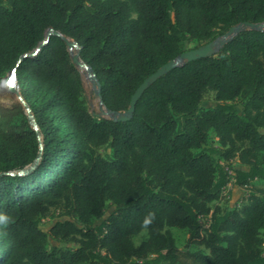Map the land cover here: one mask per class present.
I'll return each mask as SVG.
<instances>
[{
	"label": "trees",
	"instance_id": "1",
	"mask_svg": "<svg viewBox=\"0 0 264 264\" xmlns=\"http://www.w3.org/2000/svg\"><path fill=\"white\" fill-rule=\"evenodd\" d=\"M242 23H264V0H0V80L17 68L40 133L18 100H0V264H264V187L240 208L218 205L229 185L264 181V32L172 70L126 122L91 111L63 40L79 46L103 106L125 112L192 41ZM49 30L63 38L19 62ZM172 228L203 250L179 249Z\"/></svg>",
	"mask_w": 264,
	"mask_h": 264
},
{
	"label": "water",
	"instance_id": "2",
	"mask_svg": "<svg viewBox=\"0 0 264 264\" xmlns=\"http://www.w3.org/2000/svg\"><path fill=\"white\" fill-rule=\"evenodd\" d=\"M246 26L251 27V29H246V30L262 31V30H259L258 28H264V23H260V24L242 23V24H239L237 26L232 27L225 35L217 38L215 41H213V42H211V43H209L203 47L182 53L175 60H171L167 64L163 65L160 69H158L154 74L149 76L138 87V89L135 91V93L131 97L130 105H129V108L127 111H125V112H112V111L107 109V114H111L113 116L111 120H113L115 122L129 121L133 117L136 104L138 103L140 98L143 96L145 91L151 85L156 83L159 79H161L163 76H165L166 74H168L172 70H174L178 67H181V66L185 65L186 63L193 62V61L203 59V58L213 57V56L217 55L238 34H240L243 31H246V30H242V27H246ZM52 35L62 37L58 32L53 31V30H49L46 34V40L43 43H41L35 51L21 57L19 62L24 60V58L34 57L37 54V52L47 43L48 39ZM63 40L65 41L69 52L74 47H78V56H76V57L72 56V59H73V62L76 66L81 67V63L79 61V59H80V48H79V46L74 41H70V40L65 39V38H63ZM16 71H17V68H14L11 72L5 74L1 78L0 83H3V86H4L7 94L16 96L17 100L24 106V108L26 110L27 117H28L32 127L34 128L36 133L38 135H40L39 130L37 128V125L34 121L33 115H32L30 109L28 108L27 104L24 102V100L21 96L20 86H19L18 81H17ZM90 72H91V75L93 77V80L96 81V83H97L95 73L91 69H90ZM97 85H98V83H97ZM97 95L101 100V93H100L99 85H98ZM101 103H102V100H101ZM40 157H41V152H39L37 161L28 170L21 172V174L26 173V172H31L34 169V167L36 166Z\"/></svg>",
	"mask_w": 264,
	"mask_h": 264
},
{
	"label": "rangeland",
	"instance_id": "3",
	"mask_svg": "<svg viewBox=\"0 0 264 264\" xmlns=\"http://www.w3.org/2000/svg\"><path fill=\"white\" fill-rule=\"evenodd\" d=\"M246 29H251V27H247V26L242 27V30H246ZM258 29L264 31V28H258ZM197 47H198V42L192 41L189 45H187L186 51L194 50ZM201 47H203V46H201ZM74 53L78 54V47H74L72 50H70L71 56H74ZM77 68H78V72L81 76V79L83 81L86 94L90 98L89 106H90L91 111L97 113L99 116H101L103 118L112 119L113 116L111 114H107V109L103 106L100 98L97 95L98 85H97L96 81L93 80V77L91 75L90 70L83 72V71H81V67L77 66ZM214 97L215 96L213 93H209L206 96L205 101L203 103V109L204 110L211 109L212 107L215 106L216 102L214 100ZM0 100L4 104H7V105H10L12 102L17 100L16 96L9 95L6 93L5 88L3 86V83H0ZM238 109L241 110V107H239ZM209 145L210 146H217L218 145L217 139H216L213 132H211L210 137H209ZM108 152L111 153V151H108ZM260 187H264V181H262V180H255L252 183V187L244 188V189L234 188L232 185H230L224 191V193H223L224 198H222V200L219 202L218 205L222 206L223 208H235V207L240 208L244 204H246L249 195L253 191V188H260ZM110 210H111V203L109 202L108 207L106 209V212L108 213V212H110ZM56 216H57V213L53 216V218L46 219V220L42 221V228L43 229L49 228L52 225V223L54 222V220L56 219ZM171 232L173 233V236L176 240V245L179 249H181V250L188 249L191 252L203 250L202 247H198L195 245H192L190 247L187 246L188 240H189V233L187 230H180V229L172 228ZM147 239H148V234L146 231H144L140 235L134 237L133 241L136 245H139L141 242H143ZM49 243L50 244L54 243V241L50 240ZM62 247L64 249H67L69 246H65L64 244H62Z\"/></svg>",
	"mask_w": 264,
	"mask_h": 264
},
{
	"label": "bare ground",
	"instance_id": "4",
	"mask_svg": "<svg viewBox=\"0 0 264 264\" xmlns=\"http://www.w3.org/2000/svg\"><path fill=\"white\" fill-rule=\"evenodd\" d=\"M74 56L76 57V56H78V54L74 53ZM79 61L81 63V71L84 72V71H89L90 70L85 64L82 63V61L80 59H79Z\"/></svg>",
	"mask_w": 264,
	"mask_h": 264
},
{
	"label": "built area",
	"instance_id": "5",
	"mask_svg": "<svg viewBox=\"0 0 264 264\" xmlns=\"http://www.w3.org/2000/svg\"><path fill=\"white\" fill-rule=\"evenodd\" d=\"M230 186V185H229Z\"/></svg>",
	"mask_w": 264,
	"mask_h": 264
}]
</instances>
